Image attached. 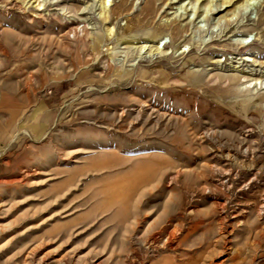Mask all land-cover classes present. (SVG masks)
Listing matches in <instances>:
<instances>
[{
  "label": "rangeland",
  "instance_id": "obj_1",
  "mask_svg": "<svg viewBox=\"0 0 264 264\" xmlns=\"http://www.w3.org/2000/svg\"><path fill=\"white\" fill-rule=\"evenodd\" d=\"M86 1L0 0V264H264V79L191 84L261 69L264 0Z\"/></svg>",
  "mask_w": 264,
  "mask_h": 264
},
{
  "label": "bare ground",
  "instance_id": "obj_2",
  "mask_svg": "<svg viewBox=\"0 0 264 264\" xmlns=\"http://www.w3.org/2000/svg\"><path fill=\"white\" fill-rule=\"evenodd\" d=\"M8 1V0H7ZM22 1V2H20ZM48 1V0H47ZM52 1V0H51ZM88 1V0H87ZM82 2L84 3V5L88 2ZM94 1V0H93ZM106 1V0H105ZM11 2H13V4H15V6L23 3L24 6L23 7H26L29 8L32 4L30 3L31 0H11ZM36 2V1H35ZM155 3V2H154ZM12 4V3H11ZM150 4V3H149ZM50 5H59V2L57 0V2H51ZM88 6V4H86ZM101 5L102 7L100 8L101 9V12H100V17L102 19H106L108 15L107 14V11H105V5H104V0H101ZM12 6V5H11ZM21 6V5H20ZM18 6V8L20 7ZM87 6L82 8V7H79V9L81 8L82 10H85V8L87 9ZM157 6H155L154 4H151L147 6V12L150 13V12H156ZM22 8V7H21ZM71 8H73L75 10V8H77V5L75 4H71ZM70 8V9H71ZM20 9V8H19ZM89 9V8H88ZM90 10V9H89ZM23 11V10H22ZM73 11V10H72ZM88 11V10H87ZM145 12V11H144ZM88 14V12H87ZM41 15V14H40ZM42 16V15H41ZM40 16V17H41ZM43 17V16H42ZM45 18V16L43 17ZM70 18V17H69ZM47 19V18H46ZM263 18H261L262 20ZM84 22H85V25L79 29V25L78 23L75 22V19H73L70 23H66L65 27H63L64 29L61 31V35H60V39L61 40H68V41H72L71 40V35L73 34L74 36V39L76 40V42H78V46H80L81 50L83 51H88V50H91V55L94 57L98 52H101L102 51V42L104 40V38L109 37L111 35H113L112 33V29H107L109 30L108 33H101V29H99L97 27V25L95 23H93V26L92 27H89L87 26L88 23H89V19L87 18H84ZM135 23H133V25H131V29L134 27V26H137L140 24V20H136L134 21ZM91 23V22H90ZM149 26V25H148ZM169 27V26H168ZM128 28V27H127ZM127 30V29H126ZM162 30V29H161ZM171 30L173 32H175L177 35H179L180 31L182 30L181 28V25H175L173 26V28H171ZM130 31V29H129ZM128 31V32H129ZM127 32V33H128ZM124 33H126L125 29L123 31L122 34L119 35V37L121 38H135L137 37L136 34L134 35L133 33L131 34L129 32V34L124 35ZM148 35H152V31H149L148 32ZM60 40V41H61ZM77 45V44H76ZM131 47V46H129ZM146 45H142V46H135V48H137V52H139L141 54V51L143 48H145ZM134 48V47H132ZM134 48V50H135ZM151 48V50L149 49ZM148 49H149V52L147 54L144 55L145 58H149L152 57L154 55H158L159 53V49L158 47L157 48H154L153 49V46H150ZM144 54V53H143ZM90 55V56H91ZM100 55V54H99ZM98 55V56H99ZM91 56V57H92ZM142 56V55H141ZM90 57V58H91ZM96 58V57H95ZM95 60V59H94ZM133 61V60H132ZM189 61H192L191 58H189ZM220 60L218 59H214L212 60L211 62H209V65H213L212 68H207V70L204 72V74H197L193 71H191V74L193 75V80H192V85H208L210 84L211 82H215V84H227L228 85V81L231 82V83H238L240 82V80L244 77H251L250 81L251 80H254V79H257V80H263L264 79V70H263V67H264V63L261 61L259 62V65H260V68L261 69H238V67H225V68H220L221 71H217V69H219L218 65L220 64ZM121 64V63H120ZM114 65V64H113ZM127 67H131L133 66V64H130V65H126ZM220 66V65H219ZM117 68H119L117 66ZM124 68V67H123ZM204 69V68H203ZM128 70H130L128 68ZM127 70V71H128ZM197 70V69H196ZM215 70V71H214ZM231 70V72L229 71ZM104 73V72H103ZM189 87V86H188ZM211 87V86H210ZM193 88V87H192ZM214 89H215V86H214ZM260 96V95H259ZM252 100L253 97L249 98V100Z\"/></svg>",
  "mask_w": 264,
  "mask_h": 264
},
{
  "label": "crops",
  "instance_id": "obj_3",
  "mask_svg": "<svg viewBox=\"0 0 264 264\" xmlns=\"http://www.w3.org/2000/svg\"><path fill=\"white\" fill-rule=\"evenodd\" d=\"M1 155H2V152L0 153V173H3L6 167V163L5 161L1 160Z\"/></svg>",
  "mask_w": 264,
  "mask_h": 264
}]
</instances>
